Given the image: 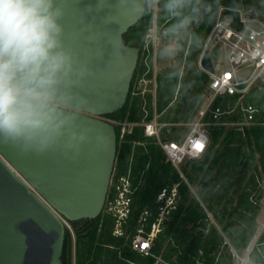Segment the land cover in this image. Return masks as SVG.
<instances>
[{
  "label": "trees",
  "instance_id": "16d2710c",
  "mask_svg": "<svg viewBox=\"0 0 264 264\" xmlns=\"http://www.w3.org/2000/svg\"><path fill=\"white\" fill-rule=\"evenodd\" d=\"M252 2L157 1L156 23L160 35L177 39L179 54L191 63L196 72L189 78L191 87L183 94L184 103L192 88L203 89L210 80L208 72L199 67V59L219 8L244 9ZM152 4L153 0H149L148 14L141 31L135 26L124 34L127 41L128 35L137 36L139 41L136 44L140 46V58L127 101L119 110L105 115L115 121L117 133L114 176L126 174L131 169L134 182L140 181L132 197V212L123 226L125 233L114 234L115 217L103 209L90 226L85 219L76 223L75 251L66 230L62 260L65 264H237V255H247L251 262L247 264H264V231L247 254L258 233V217L264 207V190L260 184V180L264 179V86L244 95L238 92L215 97L206 113V121H215L212 111L217 107L222 111L238 109V118H241L238 103L242 101L257 107V122L245 126L244 131L237 126L208 125L209 146L201 158L181 164L180 170L185 178L182 177L158 138L148 136L143 124L153 120L155 114H159L158 119L163 121L160 116L170 108L172 101L169 99L177 90L181 76L167 67L157 77L155 100L150 90H136L138 79L144 74L147 79L153 78V68L145 73L147 67L142 62L141 48L144 36L153 25ZM261 16L264 19V13ZM164 81L167 90L165 97H160L158 92ZM175 115L181 116L179 112ZM228 116L224 113L221 121H227ZM178 121L175 119L172 122ZM124 122L133 124L125 132ZM161 137L166 141L180 138L170 135ZM174 184H178L181 195L179 206L154 238L151 248L154 255H146L133 247L140 216L146 209L151 211L145 225L147 235L159 211L156 201L159 192ZM190 186L197 187V194ZM209 213L215 221L210 219Z\"/></svg>",
  "mask_w": 264,
  "mask_h": 264
},
{
  "label": "water",
  "instance_id": "95a60500",
  "mask_svg": "<svg viewBox=\"0 0 264 264\" xmlns=\"http://www.w3.org/2000/svg\"><path fill=\"white\" fill-rule=\"evenodd\" d=\"M148 4L61 0L73 71L60 85L56 108L69 119L42 152L0 137V264H65L66 229L58 213L75 226L82 219L90 226L103 211L117 155L116 127L105 115L127 101L140 46L124 34L135 26L141 31ZM226 13L242 30L240 11ZM201 66L215 71L208 49ZM82 133L86 139L80 141Z\"/></svg>",
  "mask_w": 264,
  "mask_h": 264
},
{
  "label": "built area",
  "instance_id": "2783aa9c",
  "mask_svg": "<svg viewBox=\"0 0 264 264\" xmlns=\"http://www.w3.org/2000/svg\"><path fill=\"white\" fill-rule=\"evenodd\" d=\"M154 1L155 8L153 10V25L149 28L141 44L142 62L147 67L145 73L153 68L157 48L160 42V35L156 23L158 0ZM228 9L229 8L222 6L217 11L216 21L206 35V41L203 49V51L206 49L210 51L215 47L221 48L225 54L227 62L226 69L218 73H215L216 69L214 72H211L213 78L210 80L209 88L213 93V100L216 96L232 95L241 92L244 88L240 89L239 86L243 83H247L248 86V84L255 78H261L264 80V22L246 15L247 11L245 9H237L240 11V21L242 23V30H238L231 25L232 17L226 13ZM251 23H257L262 27V29L253 27ZM201 58L199 60L200 65ZM248 63L253 65V71L247 78L240 79L237 72L242 66ZM147 80L151 79H147L145 74L140 77L136 84V90L141 89V81ZM238 106L242 112V117L239 118L235 125L244 131L245 126H249L250 124L257 122L256 114L258 109L252 103L243 102L241 104V102H239ZM234 109L231 108L227 111H222L220 107H217L212 111V115L215 120L213 122L206 121L205 119L208 110L200 111L199 118L195 119L190 124L189 132L183 138L178 140H163L161 137V129L163 125L160 124L156 118L151 121L144 122L143 124L145 126V133L148 136H156L158 138L169 160L178 168L182 177L185 178L184 174L180 170L181 164L185 163L187 160L201 158L209 146L210 134L207 126L211 123L227 125V123H229L228 120L221 121L222 115L224 113L230 114L234 111ZM107 120L115 123L114 120L109 118H107ZM132 125V123L124 122L123 132H125L128 127L131 128ZM197 145H201L202 147H197ZM139 184L140 181L138 183L134 182L131 169L128 170L126 174H122L120 176H114L113 170L110 181L111 193H109V187L104 210L106 213L115 217L116 224L114 234L116 235H123L125 233L123 226L132 212V197ZM260 184L264 190V179L260 180ZM180 198L181 195L178 190V184H174L172 187L166 186L159 192L156 200L159 211L152 222L151 229L147 235H145V225L151 215V211L146 209L140 216L138 233L133 239V247L135 249L145 253L146 255H154L151 251L154 238L163 229L165 220L168 219L171 213L178 208ZM58 215L62 220L65 229L71 236L75 251L76 227L72 221L66 219L59 213ZM210 215L212 214L209 213V217L211 219ZM237 258L239 264L251 263L248 256L242 257L237 255ZM159 259L161 260V258Z\"/></svg>",
  "mask_w": 264,
  "mask_h": 264
},
{
  "label": "clouds",
  "instance_id": "9594fccd",
  "mask_svg": "<svg viewBox=\"0 0 264 264\" xmlns=\"http://www.w3.org/2000/svg\"><path fill=\"white\" fill-rule=\"evenodd\" d=\"M63 15L61 0H0V137L41 152L69 119L56 108L60 85L73 71Z\"/></svg>",
  "mask_w": 264,
  "mask_h": 264
},
{
  "label": "rangeland",
  "instance_id": "374dc122",
  "mask_svg": "<svg viewBox=\"0 0 264 264\" xmlns=\"http://www.w3.org/2000/svg\"><path fill=\"white\" fill-rule=\"evenodd\" d=\"M155 8V1L153 0V10ZM246 11V15H249L251 18L258 19L262 22H264L263 17L261 16L262 13H264V0H253L251 4H249L247 7L244 8ZM198 22V21H197ZM196 23H193V26H195ZM251 25L257 29H262L260 25L257 23H251ZM165 34V33H164ZM160 35V33H159ZM200 56V58L203 55ZM211 58L213 60V63L215 65L216 72H221L222 70L227 68V62L226 57L221 48L215 47L210 50ZM170 68L173 71H177L179 76H181V79L178 83L177 90H174V94L170 97V108H168L166 111H164L161 114V120L158 119L159 114H155L157 117V120L163 124V128L161 131V135H172V134H178L184 136L189 129L190 124L195 120L198 119L200 116V111H207L210 108L211 102L214 98L213 93L210 91L209 83L210 80L213 78V75L211 72L207 71L210 80L207 83V85L204 86L203 89H195L192 88L190 91V95L188 97V100L184 103L183 102V94L185 91L188 90L189 87H191V83L189 81V78L192 74L196 73L191 63H188L185 61V58L181 57V54H179V45L177 39H168L164 35H160V42L159 46L157 48V54L156 58L153 64V78L151 80L147 81H141L140 86L143 90H150L154 96H156V88H157V77L162 73L166 71V68ZM199 67L200 61H199ZM253 71V65L248 63L242 66L239 71L237 72V75L240 79L247 78L251 72ZM260 86H264V80L261 78H255L253 79L248 86H246L242 91L241 94L244 95L246 93L252 92L255 88H259ZM166 87H165V81L162 82L161 87L159 89L158 94L160 97H165L166 93ZM156 98L154 97V100ZM155 102V101H154ZM243 102L241 101V104ZM183 108V109H182ZM180 109V111H179ZM180 113L181 116H176V113ZM238 109H234L233 112H231L228 116V122L227 126H237L235 125L236 122L239 120L238 116ZM179 120L178 122H172L173 120ZM168 120V121H167ZM175 138L173 135L171 136ZM192 192L196 193L197 187L191 186ZM197 194V193H196ZM198 196V195H197ZM211 216V220L215 221L213 215ZM259 221V228L258 233L253 238L248 250H251L254 245L257 243V240L260 236V234L264 231V207L258 217ZM247 256V255H246ZM237 264H239L237 260Z\"/></svg>",
  "mask_w": 264,
  "mask_h": 264
},
{
  "label": "crops",
  "instance_id": "0c3cea01",
  "mask_svg": "<svg viewBox=\"0 0 264 264\" xmlns=\"http://www.w3.org/2000/svg\"><path fill=\"white\" fill-rule=\"evenodd\" d=\"M158 10H159V7H158ZM199 60H200V59H199ZM202 69H204V68H202ZM205 71H206V70H205ZM154 97H156V96H154ZM155 118L157 119L156 116H155ZM157 121H158V120H157ZM158 122H159V121H158ZM159 123H160V122H159ZM160 124H162V123H160ZM162 125H163V124H162ZM162 128H163V127H162ZM161 131H162V129H161ZM188 132H189V131H188ZM188 132H187V133H188ZM187 133H186V134H187ZM186 134H184V136H185ZM172 135H173L174 137H175V136H180L179 139H181V138L184 137V136H182V135H178V134H172ZM172 135H171V136H172ZM174 140H176V139H174ZM256 244H257V243H256ZM256 244H255V245H256ZM255 245H254V246H255ZM249 251H250V250H249Z\"/></svg>",
  "mask_w": 264,
  "mask_h": 264
},
{
  "label": "flooded vegetation",
  "instance_id": "af4514ba",
  "mask_svg": "<svg viewBox=\"0 0 264 264\" xmlns=\"http://www.w3.org/2000/svg\"><path fill=\"white\" fill-rule=\"evenodd\" d=\"M129 40H133V39H139L137 36H134L133 34L128 35Z\"/></svg>",
  "mask_w": 264,
  "mask_h": 264
},
{
  "label": "snow or ice",
  "instance_id": "6c2138e0",
  "mask_svg": "<svg viewBox=\"0 0 264 264\" xmlns=\"http://www.w3.org/2000/svg\"><path fill=\"white\" fill-rule=\"evenodd\" d=\"M197 147H202L201 145H197Z\"/></svg>",
  "mask_w": 264,
  "mask_h": 264
}]
</instances>
